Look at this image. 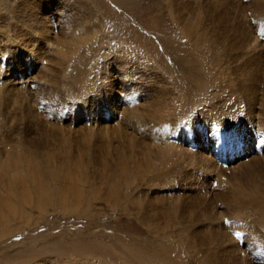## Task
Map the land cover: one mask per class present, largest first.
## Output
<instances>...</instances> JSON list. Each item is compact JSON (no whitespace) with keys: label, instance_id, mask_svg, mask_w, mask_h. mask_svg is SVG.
<instances>
[{"label":"rangeland","instance_id":"1","mask_svg":"<svg viewBox=\"0 0 264 264\" xmlns=\"http://www.w3.org/2000/svg\"><path fill=\"white\" fill-rule=\"evenodd\" d=\"M20 1L0 0V164L61 170L79 204L46 182L44 209L5 213L0 264H264V0Z\"/></svg>","mask_w":264,"mask_h":264},{"label":"bare ground","instance_id":"2","mask_svg":"<svg viewBox=\"0 0 264 264\" xmlns=\"http://www.w3.org/2000/svg\"><path fill=\"white\" fill-rule=\"evenodd\" d=\"M23 0H21L20 2H22ZM29 1V0H28ZM40 1V0H39ZM35 2V1H34ZM30 3V2H29ZM16 4V3H15ZM32 4V2H31ZM42 4V3H41ZM13 5V4H11ZM28 5V4H27ZM27 5L25 3H22V5L20 6V9H24V12H25V8H29L27 7ZM33 5V4H32ZM41 7V6H40ZM39 7V8H40ZM47 8V7H46ZM50 9V8H49ZM40 10V9H38ZM257 10L258 12H260L261 10V6H257ZM35 11V10H34ZM54 11V9H53ZM52 11V13H53ZM19 13V9L16 8L15 10V13ZM23 12V11H22ZM27 12H28V15H30L31 17H34L36 20L38 21H42V27L46 28L47 29V23L46 20L45 22H43L44 19H46V17H43V16H40L38 13H35V12H30V9H27ZM56 13V12H54ZM19 14H22V13H19ZM18 14V15H19ZM26 14V12H25ZM50 15V14H49ZM20 17V16H19ZM49 17V16H48ZM51 18V17H50ZM19 19V18H18ZM17 19V20H18ZM24 20V18H21ZM27 20V19H26ZM29 20V19H28ZM19 21V20H18ZM31 24L35 21L34 19L31 20ZM22 22V21H21ZM29 22V21H27ZM18 23V22H17ZM20 23V22H19ZM25 23V22H24ZM36 23V21H35ZM45 23V24H44ZM62 23V22H61ZM30 24V23H29ZM63 24V23H62ZM7 25V24H6ZM20 26H22V24H19ZM14 26V25H13ZM18 26V25H17ZM18 26V27H20ZM29 26V25H28ZM32 26V25H30ZM34 26V25H33ZM38 26V24H37ZM9 27V26H8ZM62 27V26H61ZM17 28V27H15ZM49 28V27H48ZM21 29V28H20ZM19 29V30H20ZM14 30V29H13ZM18 30V31H19ZM38 30V29H37ZM40 30V29H39ZM44 30V29H43ZM24 31V29H23ZM35 31V30H34ZM98 31V30H97ZM25 32V31H24ZM44 32V31H43ZM50 32V31H49ZM38 33V32H37ZM42 33V32H41ZM45 33V32H44ZM14 34V33H13ZM22 34V33H21ZM32 34V33H31ZM46 34V33H45ZM48 34V33H47ZM3 35V34H2ZM28 35V34H27ZM44 35V34H42ZM9 36V35H8ZM24 37V36H23ZM29 38V36H27ZM36 37V36H35ZM21 39V38H20ZM30 39V38H29ZM41 39V38H40ZM19 40V39H18ZM42 40V39H41ZM13 41V40H12ZM23 41V40H22ZM32 41V40H31ZM35 41V40H33ZM62 41V40H61ZM59 41V43L61 42ZM66 41V40H65ZM37 42V41H36ZM58 42V41H57ZM88 42V41H87ZM12 43V42H10ZM29 43V42H28ZM48 43V42H47ZM64 43V42H63ZM61 43V44H63ZM25 44V42H24ZM24 44L22 45L24 47ZM31 44V43H30ZM67 44V43H66ZM58 45V44H57ZM11 46V45H10ZM27 46V45H26ZM33 46V45H32ZM14 47V46H13ZM29 47V45H28ZM36 47V46H35ZM56 47V46H55ZM65 47V46H64ZM67 47V46H66ZM21 48V47H20ZM34 48V47H33ZM63 49V48H62ZM67 49V48H66ZM8 50V49H7ZM6 50V51H7ZM10 50V49H9ZM32 50V49H31ZM30 50V51H31ZM99 50V49H98ZM65 51V50H64ZM12 52V51H10ZM15 52V51H14ZM17 52V51H16ZM19 53V51H18ZM55 53V52H54ZM15 59V57H14ZM25 61V60H24ZM61 61V60H60ZM64 60L62 59L61 62H63ZM26 62V61H25ZM19 63V62H18ZM57 64V63H56ZM61 65V63H59ZM63 64V63H62ZM23 65V64H22ZM17 67V66H16ZM1 69V67H0ZM3 70V69H2ZM13 70V69H12ZM29 71V70H28ZM3 74V72H2ZM78 74V73H77ZM1 75V74H0ZM70 76V75H69ZM3 77V76H2ZM23 77V76H22ZM31 77V76H30ZM1 78V77H0ZM67 78V77H66ZM70 83L74 86L75 83H77V81L75 82V80L73 78L70 79ZM98 80V79H97ZM6 81V80H5ZM25 81V80H24ZM3 82V81H2ZM10 82V81H9ZM8 82V83H9ZM20 82V81H19ZM26 82V81H25ZM30 82V81H29ZM57 82V81H56ZM5 83V82H4ZM2 83H0L1 85ZM7 84V83H6ZM19 84V83H18ZM70 84V85H71ZM85 84V83H84ZM16 85V84H15ZM86 85V84H85ZM97 85V84H96ZM204 85V84H203ZM3 86V84H2ZM13 86V85H12ZM19 86V85H18ZM90 86V84H89ZM94 86V85H93ZM206 86V85H205ZM6 87V85L4 86V88ZM14 87V86H13ZM12 87V88H13ZM81 87V86H80ZM84 87V86H83ZM208 87V86H207ZM25 88V87H24ZM77 88V87H76ZM79 88V87H78ZM1 89V88H0ZM6 89V88H5ZM11 89V88H10ZM22 89V87H21ZM20 89V90H21ZM75 90V89H74ZM9 91V89H8ZM23 91V90H22ZM85 91V90H84ZM0 92L2 93L3 91L0 90ZM14 92V91H13ZM12 92V93H13ZM16 92V91H15ZM17 92H20V91H17ZM74 92V91H73ZM72 92V93H73ZM0 93V94H1ZM5 93V92H4ZM10 93V92H9ZM11 93V94H12ZM8 94V93H7ZM15 94V93H14ZM19 94V93H18ZM16 95V94H15ZM77 95V94H76ZM94 95V94H93ZM201 95V94H200ZM4 97V96H3ZM7 98H9V96H6ZM11 97V96H10ZM204 97V96H203ZM14 98V97H13ZM24 98V97H23ZM93 98V97H92ZM126 98V97H125ZM12 102V100H10ZM14 102V101H13ZM18 102V101H17ZM151 105V104H150ZM173 106V105H172ZM148 107V106H147ZM175 107V106H174ZM171 108V110H173V108ZM179 109V108H178ZM145 110V109H144ZM211 111V110H210ZM179 112H181V110H179ZM201 114V113H200ZM163 116H168V114L166 113V115L163 113H159V114H155V116H158L159 118ZM182 114H180L179 117H181ZM170 116V115H169ZM131 118V117H130ZM165 119V118H164ZM105 127V126H104ZM62 128V127H61ZM26 154V153H25ZM23 155V153H21L20 155H23L24 158H20L19 161L20 163L17 165V164H14L12 162H6L5 163H1L0 164V171L1 169L3 170V174L0 173V189H3L4 191H6V193L8 194L7 195V198L6 199H3L4 196H1L0 195V223H5L6 221H8V217H12L13 218V221L14 219H17V220H20L23 218V216H25L24 213L18 215V213H21L20 210L18 209L19 205H29L31 207H35L36 209L40 210L41 208L44 209L45 206H46V203L45 201L49 202V200L51 199V197L53 196L52 194V191L51 189L48 187V182H58L59 185L56 187V189L54 190L55 193H56V196L58 198V201L60 202V204L63 206V207H66L67 209H74L76 208V206L79 204V201L76 200V203L75 201H73V203L71 201H69V196L72 194V192H74L75 190V196L76 197H79V194H78V189H77V186L75 183V180L73 181V179H70L69 177H64L63 175H61V173L59 174V172L61 170H52V169H48L49 166L48 165H44L43 167L45 169L43 170H40V168L34 164L30 158L28 159V157L26 155ZM19 157V156H18ZM47 162V161H46ZM205 162V161H204ZM25 163L31 170L30 172L28 173V177L26 178L25 181H22V180H15V181H7V179L9 177H7L10 172L9 170L11 169V166L10 165H15L16 168L15 170L18 171H23V169L25 168V165L23 164ZM206 163V162H205ZM47 164V163H46ZM123 165L124 164H121V167L123 168ZM26 166V167H27ZM27 167V169H28ZM42 167V166H41ZM79 167V166H78ZM77 167V168H78ZM59 168V167H58ZM108 168V167H107ZM60 169V168H59ZM109 172H111V170L109 169ZM7 175V176H6ZM112 175V173H111ZM74 176V175H73ZM116 176H118L116 174ZM19 177V174L17 176V178ZM113 177H114V174H113ZM50 180V181H49ZM77 180L80 182V180H83L82 179V176L79 174L77 175ZM47 182V183H46ZM78 182V183H79ZM82 183V182H81ZM85 184V183H84ZM30 186V188H29ZM82 186V185H81ZM20 187H22V189H20ZM112 194H113V199L115 201H118L119 200V193L116 189H112ZM74 195V194H73ZM73 197V196H72ZM73 199V198H72ZM75 199V198H74ZM77 199V198H76ZM43 202V203H42ZM70 202V203H69ZM260 204V203H258ZM261 207V206H259ZM23 212V211H22ZM8 216H6L5 215ZM263 215H264V209H263ZM263 220H262V223L264 225V216L262 217ZM2 225V224H1ZM6 232L5 234H10L9 231H7V229H5ZM214 235V234H213ZM217 235V234H216ZM194 236V235H193ZM215 238V237H214ZM183 248V247H182ZM182 251V250H181ZM165 256V254H164ZM225 256V255H224ZM159 257V255H158ZM129 258V257H128ZM228 258V257H227ZM149 262V261H148ZM169 262V261H168ZM140 263L141 264H147L145 261H141L140 260ZM161 264V263H160ZM173 264V263H172ZM202 264V263H201ZM205 264V263H203Z\"/></svg>","mask_w":264,"mask_h":264}]
</instances>
